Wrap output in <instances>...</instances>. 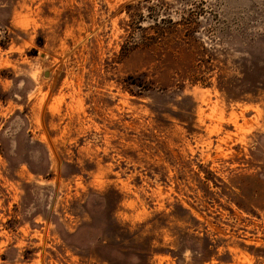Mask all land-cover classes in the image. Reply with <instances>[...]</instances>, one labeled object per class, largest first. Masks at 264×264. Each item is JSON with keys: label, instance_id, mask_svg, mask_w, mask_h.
Wrapping results in <instances>:
<instances>
[{"label": "rangeland", "instance_id": "1", "mask_svg": "<svg viewBox=\"0 0 264 264\" xmlns=\"http://www.w3.org/2000/svg\"><path fill=\"white\" fill-rule=\"evenodd\" d=\"M0 264H264V0H0Z\"/></svg>", "mask_w": 264, "mask_h": 264}, {"label": "trees", "instance_id": "2", "mask_svg": "<svg viewBox=\"0 0 264 264\" xmlns=\"http://www.w3.org/2000/svg\"><path fill=\"white\" fill-rule=\"evenodd\" d=\"M170 20L161 18L155 22H152L148 26H132V29L128 33V37L125 39V42L122 44L121 51L123 54L129 53L133 47L140 44L143 47L151 49H167L172 44V34L171 31H177V25ZM168 24L167 26H164ZM172 24V25H171ZM136 29H140L142 34L140 35V41L132 40L135 35ZM170 34V35H169Z\"/></svg>", "mask_w": 264, "mask_h": 264}]
</instances>
